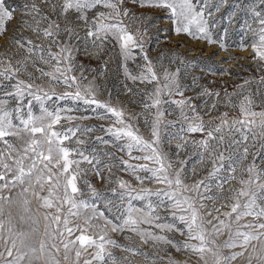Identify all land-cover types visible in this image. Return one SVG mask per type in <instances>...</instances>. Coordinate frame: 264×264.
I'll return each mask as SVG.
<instances>
[{
    "label": "snow or ice",
    "instance_id": "snow-or-ice-1",
    "mask_svg": "<svg viewBox=\"0 0 264 264\" xmlns=\"http://www.w3.org/2000/svg\"><path fill=\"white\" fill-rule=\"evenodd\" d=\"M228 2L217 0L215 11L219 12ZM129 3L134 8L162 10L177 35L183 33L208 44L217 43L209 31L210 27H215L208 18L213 15L207 11L209 0H31L23 5L20 17L15 16L16 10L8 6L6 0H0V37L11 40L17 52L23 50L25 53L22 60L16 61L18 66L8 59L0 71V91L3 92L0 96V241L4 245L0 264H117L110 248L144 255L139 248L119 244L110 235L124 232L135 234L145 245L164 244L177 252L188 253L189 259L196 258L195 264H264V166L256 163L257 157L264 153V92H261L264 75L260 76L255 93L242 94L250 81L237 86L242 90L237 93L240 95L238 104L226 93V104L237 111L236 115L223 112L217 117L211 116L218 104L215 99L201 115L194 98L185 96L180 86L179 68L174 72L165 68L162 76L157 74L145 50L144 37L152 26L148 24L151 17L135 12L127 6ZM231 7L233 11L226 17L229 22L238 11H246L257 25L253 28L245 21L254 37L252 58L264 62V0H259L258 6L232 4ZM13 20H16L14 31L21 35L8 37V25ZM125 21L138 22L139 26L132 32ZM25 31L41 43L25 37L22 34ZM80 42L85 44L83 53L95 57H99L107 44H114L119 49L126 77L133 82L154 85L141 104V108L153 117L149 125L151 140L140 135L139 128L131 122L139 120L138 113H127L129 119H125L123 109L97 99L91 81L80 87V81L86 79L82 66L79 78L72 75L76 70V55L81 52ZM219 46L222 50L227 47L222 41ZM239 47L244 50L247 45ZM137 55L144 64L140 66L141 72L133 75L126 62L134 61ZM33 57L54 69L45 72L38 68L41 76L69 88L75 85V91L57 94L54 89L48 91L34 82L20 79L19 73L25 69L27 61L31 60L35 67ZM196 79L193 77V81ZM13 80L15 83H11ZM219 95L207 88L196 93V96L207 97ZM4 97L14 99L15 106L9 107V100ZM53 99L83 104L93 113L103 109L99 119L110 123L106 127L102 125L101 130L113 140L99 136L96 142L104 145L115 142L118 150L126 153L130 160L155 165H134L129 160H120L124 170H130L141 185L151 180L163 187L154 191L146 187L136 189L123 179L115 181L118 188L112 191L120 190L121 202L128 197V206L116 218L118 222L109 219L95 203L80 199V181L87 184L93 199H105L90 181L83 179L88 169L81 165H89L91 172L105 181L103 169L110 173L115 164L106 163L101 167L97 149L87 153L85 149L65 143L76 138V144L82 145L84 141L77 133H89L93 129H82L81 125L64 128L61 121L71 124L76 119L90 117L67 115L73 109L59 104L50 109L46 102ZM34 102L39 104V114L33 111ZM164 105L175 106L176 120L165 119L172 112ZM204 116L209 119L205 120ZM145 123L148 124L147 119ZM177 123L178 131L166 135L182 142L176 146L178 152L191 144L197 150L195 155L199 157L197 163L202 165V170L210 165L207 175L195 179L191 185L182 179L187 162H181V167L173 170L171 160L159 149L161 128H175ZM133 151L143 155L134 156ZM104 155L111 157L113 154L105 152ZM249 155H252V162L241 168V176L237 177V168ZM137 172L150 173V176L135 175ZM107 182L113 181L108 179ZM213 184L217 189L214 193ZM225 185L232 186L226 190ZM225 191L230 194L225 196ZM152 197L157 198L155 203ZM132 200L146 203L143 208H136ZM218 200L227 203L217 205ZM105 203L113 202L105 200ZM113 207L119 208V205ZM222 208L227 210L222 211ZM158 209L180 221L183 229L174 223H161ZM141 225L149 227L141 228ZM165 232H180L184 240L177 242L160 234ZM220 237L226 238L220 240ZM169 259L170 264H179L170 255Z\"/></svg>",
    "mask_w": 264,
    "mask_h": 264
},
{
    "label": "rangeland",
    "instance_id": "rangeland-1",
    "mask_svg": "<svg viewBox=\"0 0 264 264\" xmlns=\"http://www.w3.org/2000/svg\"><path fill=\"white\" fill-rule=\"evenodd\" d=\"M31 0H6V4L14 8L15 16L20 17L23 5ZM217 0H209V7L207 11L212 12L213 15L208 17L210 22L215 24V27H210L209 31L214 40L217 43L208 44L204 40L193 39L187 34H175L173 31V25L166 17L165 13L159 9H140L134 8L130 3L127 5L129 8L137 13H143L146 16L151 17L148 24L152 25L148 28V32L144 39L146 41L145 50L152 60L155 70L158 75L162 76L164 69L167 68L170 72L176 71L177 68L180 69L178 80L182 89H184L185 96L193 97L194 103L198 106V110L201 115L207 111L208 107L211 105L213 100H217V108L213 109L211 116L217 117L223 112H228L230 116L236 115L237 111L232 109L226 104V93L231 95L233 103L238 104L240 101L241 89L238 85H243L245 81H250L249 85H246L242 94H248L249 91L255 93L257 89V82L261 75H264V62L254 60L252 56L254 55L251 50V43L254 39L253 34L248 31L245 26V21H248L253 28L257 25L253 23L250 15L245 12H237V15L232 18L229 22L226 17L230 15L233 11L231 7L232 4H239L243 6H258L259 0H229L228 3L221 7L219 12L215 11V3ZM102 10V9H101ZM129 24L130 31L135 32L139 26L137 23H131L125 21ZM16 24V20H13L9 25V31L6 34L8 37L20 36L21 33L14 31L13 26ZM225 29L227 32L225 33ZM25 37L33 39L36 43H41V40H37L34 35L30 32L25 31L22 33ZM81 36H83V31H81ZM223 42L227 45L226 49L222 50L219 46V42ZM47 44V41H43ZM241 44L247 45L244 50L239 47ZM81 52L76 55L75 64L76 70L72 75H76L78 78L81 74V66L83 68V73L86 79L80 81V87L83 88L85 85L92 82L93 90L96 93L97 99L110 103L112 106L123 109L126 113L125 119H129L127 113H138L139 120L132 119L131 122L134 127L139 128V134L145 139L151 140V133L149 125L152 120V116L149 115L141 108V104L145 102V96L148 92L152 91L153 84H144L140 82H133L128 79L125 74V70L122 67V60L119 55V49L114 44L109 43L105 46L103 52L100 53L99 57H95L91 54L85 55L82 49L85 47L83 42H80ZM90 46V45H89ZM55 51V49H53ZM93 52L97 51L92 49ZM139 50H137L138 52ZM23 55H25L23 50L17 52L16 47L12 44L11 40H5L4 37H0V71L6 65V61L11 59L12 64L16 65L17 60H22ZM36 61L35 67L31 60L27 61L25 64V69L19 73V78L27 80L28 82H34L36 85L43 87L45 90L54 91L60 94L64 91H75V85L69 88L63 83H57L52 81L49 77L41 76V73L37 69H43L45 72H53L54 69L51 66L45 65L38 60V57H33ZM184 61L185 63H181ZM128 71L133 75H138L141 72V65L144 64L143 59L140 55H137L136 59L128 60L127 62ZM102 73V74H101ZM31 74V77L29 76ZM193 77L197 79L193 81ZM4 84H8L7 81H3ZM11 83H15L13 80ZM203 88L212 90L213 92H219V97H207V96H196ZM127 89H131L128 92ZM8 90H11L10 88ZM261 92H264V88H261ZM0 96H3V92L0 91ZM9 100V107L15 106V101L12 98L4 97ZM167 99V97H165ZM64 108H71L73 111L71 113H66L67 115L74 116H86L90 117L88 119L80 120L76 119L71 122L61 121V125L66 128L73 125H81L82 129L85 127H91L92 132L84 133L83 131L77 133V137L84 141V144L77 145L76 138L72 141H66L70 147H80L85 149L87 153H91L92 149H97L99 153V158L102 161V165L106 163H113L115 167H112L109 173L107 169H103L104 175L106 177L105 181L98 179L90 169L87 164L81 165V167L88 169V174L83 177V179L90 181L95 188L104 194V200H95L91 197V193L88 189L87 184L82 181L78 182V186L82 190V195L80 199H85L89 203H95L96 207L105 213V215L118 222L116 218L124 211L128 206V197H125L124 201L121 202L119 199V189L116 193L112 189H117L118 179H123L129 182L134 188L139 189L140 187H146L151 190H155L162 185H157L151 180H145L141 185L130 170H124L123 165L120 164V160H129L132 164H144L148 163L149 167H155L147 161H136L130 160L126 153L118 150L117 144L111 143L109 145H104L96 142V137L102 136L106 140H113L110 135H107L101 130V126H107L110 121L99 119V114L103 112V109H98L97 112L93 113L91 108H86L83 104L74 103L70 100L47 101L46 105L51 109L57 106ZM164 107L172 112V115H166L167 120H176L177 112L174 111V105H164ZM259 110V109H257ZM33 111L39 114V104H33ZM147 119L148 124L145 123ZM205 120H208V116H204ZM58 129L61 126H57ZM179 124L175 128H161V140L162 143L159 146L160 151L165 153L169 160L173 164V170L181 167V162L186 161L185 170L182 173V179L185 183L191 185L195 179H203L207 175V168H203L202 165L197 163L199 157L195 155L196 149L188 144L185 148L177 150V144L182 143L178 140H171L166 133H175L178 131ZM199 138V134H197ZM123 143V142H121ZM253 152L257 149H252ZM112 153L111 157L105 156L104 153ZM133 155H143L141 152L133 151ZM252 162V155H249L246 160H244L241 165L237 168V177L241 176V168L246 167ZM256 163L258 165L264 166V153L257 157ZM193 172L196 175H193ZM135 175L141 177L148 175L150 173L137 172ZM223 175H226L223 174ZM110 179L112 183H108L107 180ZM234 185L235 182H232ZM232 185H225L227 190ZM217 189L213 184L212 192H216ZM230 193L225 191L224 195L227 196ZM152 201L155 203L157 198L152 197ZM105 200H111L113 203L108 205ZM132 205L136 208H143L146 201L142 200H132ZM209 207H212V202H207ZM227 203L225 200L216 201L217 205ZM36 202L33 201V207H35ZM113 205H119V208L113 207ZM222 211L227 210L225 208ZM158 213L161 215V223H174L180 229H183L184 225L178 221L174 220L167 212L163 209H158ZM215 215V213H213ZM96 223H103V221H96ZM149 227L147 225H141V228ZM157 233L160 232L158 229H153ZM169 236V238L174 239L177 242H182L184 236L180 232H165L160 233ZM111 237L115 239L119 244L125 245L126 247L139 248L144 255H132L128 252H123L119 248H110L114 257L116 258L117 264H170L169 255L179 264H195L196 258L194 256L189 259L188 253L177 252L174 248L164 244H143L138 236L131 232L124 233H110ZM226 237H220V240ZM4 250L3 242L0 241V251ZM228 251V250H224ZM127 257V260H125ZM87 258V254H85ZM63 264V262H62ZM239 264V262H236Z\"/></svg>",
    "mask_w": 264,
    "mask_h": 264
}]
</instances>
